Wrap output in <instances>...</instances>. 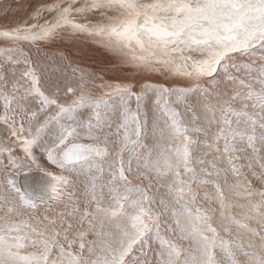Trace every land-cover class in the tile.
Here are the masks:
<instances>
[{"label":"snow or ice","instance_id":"6c2138e0","mask_svg":"<svg viewBox=\"0 0 264 264\" xmlns=\"http://www.w3.org/2000/svg\"><path fill=\"white\" fill-rule=\"evenodd\" d=\"M0 40V264H264V0H38Z\"/></svg>","mask_w":264,"mask_h":264},{"label":"bare ground","instance_id":"6f19581e","mask_svg":"<svg viewBox=\"0 0 264 264\" xmlns=\"http://www.w3.org/2000/svg\"><path fill=\"white\" fill-rule=\"evenodd\" d=\"M37 2L38 0H0V27H7L10 25H14L15 23H18L19 21L26 18L28 13L31 11V7L35 5ZM8 46L9 44L7 42L0 40V47H8ZM58 48L68 52L72 56V58L75 61H77L82 67L90 68L98 76L104 75V78L106 80H113V81H119V82L129 81V82L138 84L140 80L142 79V77L134 75L130 69L111 68V64L114 63V58L111 55L106 54L102 49L95 47L93 45L81 46L77 44L75 47H72L65 43H58V44L50 45L46 48H42L41 52H49V51L56 52ZM30 54L32 55V58L34 61L39 59L41 63L48 65L49 67L52 66L48 57L44 56L43 54H38L35 48L30 49ZM55 62L57 65L62 66L63 62L60 61L58 56L55 57ZM101 68H104L105 72H102ZM68 75L71 76L70 71ZM9 77L11 78L10 73H9ZM150 79L156 82H161V83H171L172 82V81H164L159 76H152L150 77ZM98 83H99V80L97 79L95 80L94 84L89 85V88L93 93H98L100 91L95 86ZM42 84L45 90L51 93L55 91L58 85L61 89V92L65 91V86L67 84H70L71 86L76 87L78 84V81L77 79H70V80L66 79L63 72H60V73H55V74H51V73L45 74L44 78L42 79ZM136 90H139L138 87ZM191 103L196 105L197 110H199V105L197 104L196 97L192 98ZM132 106L135 107V101L132 102ZM177 108L183 114L184 119L186 121L191 120V114L185 110L183 105H177ZM145 143H147V145L150 148H154L156 142L153 140L151 135H149L146 138ZM37 154L39 155V153ZM41 162L44 163L45 167L52 168V166L48 165L43 159H41ZM0 175H2V173H0ZM75 179L79 183V181L82 180L83 177L75 176ZM130 179H135V177L130 176ZM228 179L231 182L233 177L229 175ZM79 191H82V187L78 189V194H79ZM161 191L163 192V190ZM43 212H44V208L41 207L39 214L42 215ZM216 225H218V227H222V225L219 222H216ZM162 227L164 226L162 225ZM89 238L91 239V237Z\"/></svg>","mask_w":264,"mask_h":264},{"label":"rangeland","instance_id":"374dc122","mask_svg":"<svg viewBox=\"0 0 264 264\" xmlns=\"http://www.w3.org/2000/svg\"><path fill=\"white\" fill-rule=\"evenodd\" d=\"M242 162L246 163V161H242ZM49 168H50V167H49ZM52 170H53V171H58V170L55 169V168H52ZM257 170H258V169H257ZM244 171H245V172H248V169L245 168ZM73 179L76 180V179H75V176H73ZM249 179H252V183H253V186H254V187H256V188H260V187H262V185L260 184V182H259V181H256L254 178H251V176H249ZM258 182H259V183H258ZM201 202L204 203L205 206H208V205L206 204V202H204V201H201ZM242 202H243V201H242ZM232 211H233V210H232ZM237 211H238V212H237ZM239 212H241V209H239V208H235L234 211H233V213L236 214V215H239ZM216 222H219V219H218V218L214 221L215 225H216ZM219 223H220V222H219ZM216 226L218 227V225H216ZM236 231H237V229H236L235 227H233V229H232V233L235 234ZM237 259H238V261H239V264H248V258H247L246 256H244L242 253H239V252L237 253Z\"/></svg>","mask_w":264,"mask_h":264}]
</instances>
